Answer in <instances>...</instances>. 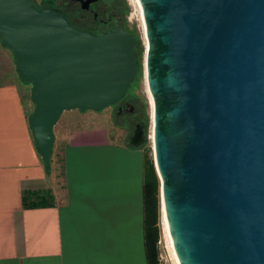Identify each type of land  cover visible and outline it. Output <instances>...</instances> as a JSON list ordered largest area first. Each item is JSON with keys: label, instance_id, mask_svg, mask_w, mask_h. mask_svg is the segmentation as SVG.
<instances>
[{"label": "water", "instance_id": "water-1", "mask_svg": "<svg viewBox=\"0 0 264 264\" xmlns=\"http://www.w3.org/2000/svg\"><path fill=\"white\" fill-rule=\"evenodd\" d=\"M138 1L153 163L179 264H264V0ZM0 42L32 85L45 162L61 113L113 106L138 68L128 31L76 29L33 0H0Z\"/></svg>", "mask_w": 264, "mask_h": 264}, {"label": "crops", "instance_id": "crops-1", "mask_svg": "<svg viewBox=\"0 0 264 264\" xmlns=\"http://www.w3.org/2000/svg\"><path fill=\"white\" fill-rule=\"evenodd\" d=\"M0 79V264H147L142 149L114 139L108 124L77 121L98 111L65 110L53 127L55 142L61 123L59 180L55 148L49 170L37 151L26 81ZM42 190L53 204H22L24 192Z\"/></svg>", "mask_w": 264, "mask_h": 264}, {"label": "rangeland", "instance_id": "rangeland-1", "mask_svg": "<svg viewBox=\"0 0 264 264\" xmlns=\"http://www.w3.org/2000/svg\"><path fill=\"white\" fill-rule=\"evenodd\" d=\"M65 0H42L35 2L40 8L48 5H61ZM94 10L100 12L99 15L103 19L110 18L107 28L119 27L130 34H132L137 41V53L139 66L134 82L129 87L125 94L126 103L132 106V113L116 115V106H109L104 110L88 113V117L78 118L77 121L84 123H104L109 125L112 137L120 142L130 144L131 138L135 135L137 129L140 130V139L137 141L138 148L142 151H149L153 158V141H152V99L147 87L146 81V67H145V53H146V37L144 22L142 17V10L138 0H99L93 5ZM16 58L12 51L4 47L0 42V78L3 74L17 75L18 72L15 68ZM2 80V79H0ZM23 93L27 94L28 109L31 112L34 105L31 101V88L30 83L21 80ZM64 112V111H63ZM63 114V113H62ZM60 124L56 125L57 139L53 144L55 148L53 160L55 162V170L57 177L61 180V164L59 159V146L61 142ZM138 127H135V125ZM52 156V155H51ZM52 158V157H51ZM52 160V161H53ZM50 161V162H52ZM158 176V175H157ZM159 180V178H158ZM165 218L160 198V182H159V209H158V240H157V262L158 264H177L172 253L171 245L165 229Z\"/></svg>", "mask_w": 264, "mask_h": 264}, {"label": "trees", "instance_id": "trees-1", "mask_svg": "<svg viewBox=\"0 0 264 264\" xmlns=\"http://www.w3.org/2000/svg\"><path fill=\"white\" fill-rule=\"evenodd\" d=\"M133 53L136 60L138 61L139 56L137 53V41L134 45ZM50 161L51 159L47 162L43 161L44 165L46 166V169L48 170L50 169ZM142 201H143V239H144L146 262L147 264H158L157 222H158V209H159V180L154 167L153 158L149 154L148 150L143 152ZM22 204L26 207H39V206L51 205L53 204V196L50 190L24 192L22 196Z\"/></svg>", "mask_w": 264, "mask_h": 264}, {"label": "flooded vegetation", "instance_id": "flooded-vegetation-1", "mask_svg": "<svg viewBox=\"0 0 264 264\" xmlns=\"http://www.w3.org/2000/svg\"><path fill=\"white\" fill-rule=\"evenodd\" d=\"M99 0H65L62 1L61 5L56 3L51 5L55 10H58L64 13L70 22V24L80 30H85L91 33H97L99 31H105L110 28H119V27H110L107 28L110 18L103 19L98 11L94 10L93 5ZM48 5V4H44ZM50 6V5H49ZM125 96L113 106H116L115 112L116 115L130 114L132 113V106L123 101ZM139 124L135 125L138 127ZM140 130L137 129L135 135L131 138V142H137L140 139L139 133Z\"/></svg>", "mask_w": 264, "mask_h": 264}, {"label": "bare ground", "instance_id": "bare-ground-1", "mask_svg": "<svg viewBox=\"0 0 264 264\" xmlns=\"http://www.w3.org/2000/svg\"><path fill=\"white\" fill-rule=\"evenodd\" d=\"M163 208V207H162ZM164 212V211H163ZM164 218H165V214H164ZM165 229H166V233H167V235H168V238H169V242H170V245H171V249H172V253H173V255H174V258H175V260H176V262H177V264H179V261H178V259H177V256H176V254H175V251H174V248H173V245H172V240H171V237H170V234H169V231H168V227H167V222H166V218H165Z\"/></svg>", "mask_w": 264, "mask_h": 264}]
</instances>
